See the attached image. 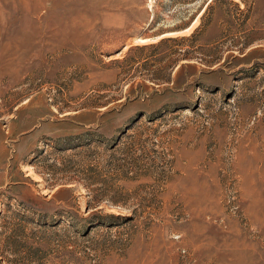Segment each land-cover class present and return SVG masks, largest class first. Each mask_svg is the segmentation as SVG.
<instances>
[{
	"label": "rangeland",
	"instance_id": "1",
	"mask_svg": "<svg viewBox=\"0 0 264 264\" xmlns=\"http://www.w3.org/2000/svg\"><path fill=\"white\" fill-rule=\"evenodd\" d=\"M208 1L0 0V264H264V0Z\"/></svg>",
	"mask_w": 264,
	"mask_h": 264
},
{
	"label": "trees",
	"instance_id": "2",
	"mask_svg": "<svg viewBox=\"0 0 264 264\" xmlns=\"http://www.w3.org/2000/svg\"><path fill=\"white\" fill-rule=\"evenodd\" d=\"M242 3H245L244 0H240ZM215 0H209L206 4H205V7L203 9V11H201L200 13V16H199V23L198 25L193 29V31L190 33V36H194L195 32H197L199 26H202V25H205V26H208L212 23V10L214 8L213 4H214ZM223 3H231L230 0H223ZM233 3V2H232ZM235 4V3H234ZM199 13V12H198ZM205 14H207V18L205 20V22L203 23V19H204V16ZM247 42H244L243 44H241L242 46L241 47H238L237 50H242L244 45L246 44ZM213 61H209L208 63H212ZM208 64V65H210Z\"/></svg>",
	"mask_w": 264,
	"mask_h": 264
}]
</instances>
